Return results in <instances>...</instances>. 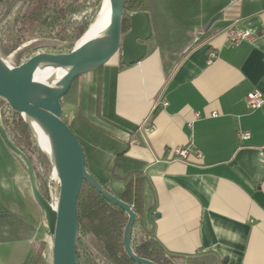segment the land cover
I'll return each instance as SVG.
<instances>
[{"label": "crops", "instance_id": "obj_1", "mask_svg": "<svg viewBox=\"0 0 264 264\" xmlns=\"http://www.w3.org/2000/svg\"><path fill=\"white\" fill-rule=\"evenodd\" d=\"M220 26L169 78L158 49L120 67L114 112L124 121L103 114L101 67L80 77L65 114L79 135L103 131L104 160L116 173H141L142 224L176 264H264V103L254 109L246 100L253 89L264 95V0L236 1ZM229 27L254 38L231 45ZM239 129L250 138L241 140ZM177 146L188 147L186 158ZM2 214L32 235L9 237ZM34 242L44 244L37 264H53V237L28 171L0 134V264H24Z\"/></svg>", "mask_w": 264, "mask_h": 264}, {"label": "trees", "instance_id": "obj_2", "mask_svg": "<svg viewBox=\"0 0 264 264\" xmlns=\"http://www.w3.org/2000/svg\"><path fill=\"white\" fill-rule=\"evenodd\" d=\"M236 1L238 0H126L123 32L130 28L131 13L141 10L150 12L153 35L147 42L148 50H159L165 77L169 78L188 53L222 28L220 21ZM11 2L15 3L12 34L0 37L4 52L19 49L31 41L44 40L52 43L44 49L24 53L17 59L16 64L19 65L41 51L64 52L75 49L96 19L104 0H0V18L5 5ZM161 5L167 9L162 15L161 25H158L157 15ZM199 18L202 20L201 24L196 22ZM0 55L3 56L1 50ZM118 58V65L112 64V59L101 66L102 111L108 117L124 121L114 112L116 74L120 67L127 66L122 63L121 54ZM82 75L75 79L71 90L62 99V117L67 123L65 114L75 103L78 81ZM0 116L11 140L31 160L41 192L47 199L54 201L59 187L57 186V196H54L52 164L49 162L44 165L39 161L37 153L40 147L22 114L0 97ZM69 125L83 146L87 169L107 190L127 202L136 213L131 237L134 252L158 264H176L174 256L142 224L144 185L141 173L135 170L126 174L116 173L111 164L104 160L105 143L101 138L103 131L95 128L82 131V135H79ZM20 161L23 163L21 159ZM78 217V264H141L134 261L125 250L124 229L128 213L107 200L87 181H84L78 198ZM1 227L8 232L9 237L25 238L32 235V229L26 223L10 214H2ZM43 249V243L34 242L24 264H37Z\"/></svg>", "mask_w": 264, "mask_h": 264}, {"label": "water", "instance_id": "obj_3", "mask_svg": "<svg viewBox=\"0 0 264 264\" xmlns=\"http://www.w3.org/2000/svg\"><path fill=\"white\" fill-rule=\"evenodd\" d=\"M125 2L126 0H104L103 4L107 3L108 6L105 26L72 51H41L14 66L0 55V97L22 114L40 149L52 164V174L56 176V179H52V186L55 187L57 180L59 187L57 201H50L41 192L31 160L11 140L0 116V134L7 147L25 164L34 196L44 211L46 229L53 237V264H78V198L84 181L128 213L124 229L127 254L141 264H158L134 252L131 237L136 213L127 202L107 190L87 169L83 146L62 117V99L71 90L78 76L98 69L120 54L122 63L126 65L138 63L148 54L147 42L153 35L151 14L145 10L131 13L130 28L124 33ZM49 66L67 68L61 81L40 76L42 70ZM26 114L32 116L46 133L51 154L45 151Z\"/></svg>", "mask_w": 264, "mask_h": 264}, {"label": "rangeland", "instance_id": "obj_4", "mask_svg": "<svg viewBox=\"0 0 264 264\" xmlns=\"http://www.w3.org/2000/svg\"><path fill=\"white\" fill-rule=\"evenodd\" d=\"M103 5V4H102ZM15 7V3L11 2V3H7L5 5L4 8V12L1 15L0 18V37L2 38L3 36L6 35H11L12 34V30H13V13H14V8ZM166 7L164 5H161L159 7V11L160 13H158L157 15V24L161 25L162 21H163V14L166 11ZM196 22H198L199 24L202 23V20L196 19ZM52 43L44 41V40H38V41H31L26 43L25 45H23L22 47H20L19 49L16 50H12L9 53H5L1 44H0V50L2 53V57L8 62L10 63V65L14 66L17 65V59L23 55L24 53L29 52L30 50H35V49H44L47 46L51 45ZM16 53H15V52ZM100 86H101V81H100ZM37 157L39 159V161L41 162V164L46 165L47 163H49V159L47 158V156L45 155V153L40 149L37 153ZM53 173V172H52Z\"/></svg>", "mask_w": 264, "mask_h": 264}, {"label": "built area", "instance_id": "obj_5", "mask_svg": "<svg viewBox=\"0 0 264 264\" xmlns=\"http://www.w3.org/2000/svg\"><path fill=\"white\" fill-rule=\"evenodd\" d=\"M253 38H254V34L250 30L241 29L237 27L228 28L227 42L231 45H237L244 40H252ZM215 55H216L215 53H212L211 57H214ZM246 100L251 108H254V109L260 108L264 103V95L260 90L253 89L247 93ZM161 104L165 106L167 105V101L163 100ZM197 115L199 116V114ZM250 136H251V132L249 130H246V129L238 130V137L241 140H247L250 138ZM173 151L174 153H176L182 158H186L189 154V149L188 147H185V146H177L173 149ZM197 155L199 157H202V154L200 151L197 152ZM52 179H56V176L53 174L51 175V180ZM57 186L58 184L56 180L55 187L52 186V194L54 196H57ZM53 188H54V191H53ZM57 199H58V196L56 198L54 197V201H57Z\"/></svg>", "mask_w": 264, "mask_h": 264}, {"label": "bare ground", "instance_id": "obj_6", "mask_svg": "<svg viewBox=\"0 0 264 264\" xmlns=\"http://www.w3.org/2000/svg\"><path fill=\"white\" fill-rule=\"evenodd\" d=\"M107 15H108V6H107V3H104L102 5L96 19L93 21V24L91 25L90 29L87 32H85L80 43L88 40L90 37H92L97 32H99L100 30L103 29V27L105 26L106 20H107ZM66 72H67L66 67L49 66V67H46L42 70L40 76L42 78H46V79L61 81L62 78L64 77V75L66 74ZM25 116L28 119V121L30 122V124L32 125V127L34 128V130L37 133V135L39 136V138L41 139L42 144L45 148V151L48 154H51V148H50V144H49L47 135L44 132V130L42 129V127L40 126V124L32 116L27 115V114Z\"/></svg>", "mask_w": 264, "mask_h": 264}]
</instances>
